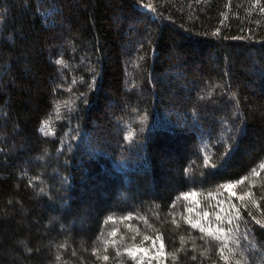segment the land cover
<instances>
[{"label":"trees","instance_id":"obj_1","mask_svg":"<svg viewBox=\"0 0 264 264\" xmlns=\"http://www.w3.org/2000/svg\"><path fill=\"white\" fill-rule=\"evenodd\" d=\"M0 264H264V0H0Z\"/></svg>","mask_w":264,"mask_h":264},{"label":"snow or ice","instance_id":"obj_2","mask_svg":"<svg viewBox=\"0 0 264 264\" xmlns=\"http://www.w3.org/2000/svg\"><path fill=\"white\" fill-rule=\"evenodd\" d=\"M205 216H207V213H205ZM203 230V229H202Z\"/></svg>","mask_w":264,"mask_h":264},{"label":"rangeland","instance_id":"obj_3","mask_svg":"<svg viewBox=\"0 0 264 264\" xmlns=\"http://www.w3.org/2000/svg\"><path fill=\"white\" fill-rule=\"evenodd\" d=\"M158 249V248H157ZM158 251H159V249H158Z\"/></svg>","mask_w":264,"mask_h":264}]
</instances>
